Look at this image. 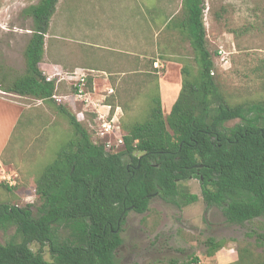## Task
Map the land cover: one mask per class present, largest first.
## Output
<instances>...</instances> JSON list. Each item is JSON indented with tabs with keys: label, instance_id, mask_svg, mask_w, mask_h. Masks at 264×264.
Segmentation results:
<instances>
[{
	"label": "trees",
	"instance_id": "trees-1",
	"mask_svg": "<svg viewBox=\"0 0 264 264\" xmlns=\"http://www.w3.org/2000/svg\"><path fill=\"white\" fill-rule=\"evenodd\" d=\"M58 1L39 0L30 9L34 24L23 51L25 71L18 74L0 63V88L53 102L75 135L38 177L40 203L35 209L33 203H0V229L16 228L8 241L0 242V264H49L46 245L54 264H119L117 249L124 243L121 231L129 210L149 211L156 194L179 207L197 201L198 194L179 184L191 177L200 178L206 205L221 206L229 222L243 224L264 216V99L231 104L223 96L212 74L215 60L207 41L205 0H182L183 15L168 22L188 37L198 73L183 68L182 89L167 117L156 96L144 122L123 126L122 152L95 142L75 113L52 98L55 83L46 79L41 62ZM236 118L241 122L227 125ZM35 241L40 244L37 251L31 248ZM225 242L208 237L207 255L222 254ZM227 252L229 258L238 257L230 264H264L242 260V255H253L248 249ZM199 261L193 256L163 264Z\"/></svg>",
	"mask_w": 264,
	"mask_h": 264
},
{
	"label": "rangeland",
	"instance_id": "rangeland-1",
	"mask_svg": "<svg viewBox=\"0 0 264 264\" xmlns=\"http://www.w3.org/2000/svg\"><path fill=\"white\" fill-rule=\"evenodd\" d=\"M38 1L0 0V63L13 67L18 74L25 71L23 51L34 24L30 9ZM135 1L62 0L56 6L52 26L46 34V38L64 35L74 43V30L64 25L76 26L79 17L96 16V25L103 27L109 23L116 37L125 36L123 47L137 51L130 55L131 68L126 74L110 75L114 91L106 102L122 107V133L125 124L131 127L134 122L148 118L156 96L161 98L167 117L182 89L183 68L189 67L192 75L199 70L188 37L177 27L168 25L170 20L183 15L182 0H138L147 7L148 18L140 27L129 20L135 14L131 8L137 5ZM136 10L140 9L136 7ZM204 22L208 45L214 53L212 74L225 99L231 104L263 100L264 0H205ZM129 38H132L131 44ZM156 61L165 63L163 71L155 67ZM61 91H67L66 81ZM4 96L19 99L26 107L0 163V203L19 206L33 203L35 209L40 203L35 193L36 181L63 145L74 137V129L51 101L8 92ZM75 115L89 130L85 118ZM238 122L240 118L232 119L227 125ZM89 132L95 142L103 144ZM179 184L198 194L199 199L179 207L156 194L150 201L149 211L138 213L130 209L121 231L124 243L117 250L119 264H163L172 258L184 261L193 256H198L202 264H230L231 259L238 257L229 258L231 253L227 251L233 250L232 254H236L242 249L253 254L242 255V260L264 261V216L243 224L231 223L221 206L206 205L198 177L181 180ZM15 231V226L0 229V242L8 241ZM63 233L62 229L60 239ZM211 236L226 241V251L212 257L207 255L206 240ZM39 247L38 242L31 243L34 251ZM43 250L49 264H54L49 246Z\"/></svg>",
	"mask_w": 264,
	"mask_h": 264
},
{
	"label": "crops",
	"instance_id": "crops-1",
	"mask_svg": "<svg viewBox=\"0 0 264 264\" xmlns=\"http://www.w3.org/2000/svg\"><path fill=\"white\" fill-rule=\"evenodd\" d=\"M60 1L62 3V0H59L58 3ZM135 2L137 5L131 6L135 14L131 15L129 20L132 23L135 22V26L140 27L141 22L148 20L147 7L139 4L138 0ZM136 7L140 10H136ZM64 19V17L60 18L61 27ZM53 20L54 18L52 22ZM64 26L74 30L76 36L74 43L73 39L66 38L64 35H53L48 38L45 35V52L41 68L52 69L53 66L59 64L66 71L73 70L72 68H76V66L95 69L97 78L93 96L96 100H107L111 95L108 94V90L113 89L110 75L126 74L127 70L131 68L130 55L137 51L124 48L125 36L121 34L119 38L116 37V34L110 30L109 23L103 27L96 25V16H89L86 19L79 17L76 26ZM140 35L141 33H139ZM128 42L131 44L132 38H129ZM10 43L12 45L13 41L11 40ZM115 54L118 56L116 57ZM126 55L128 56L126 57ZM42 64L44 65L42 66ZM4 92L6 91L0 88V163L26 107L19 99L5 97ZM194 264L202 263L199 261Z\"/></svg>",
	"mask_w": 264,
	"mask_h": 264
},
{
	"label": "built area",
	"instance_id": "built-area-1",
	"mask_svg": "<svg viewBox=\"0 0 264 264\" xmlns=\"http://www.w3.org/2000/svg\"><path fill=\"white\" fill-rule=\"evenodd\" d=\"M155 67L163 71L166 66L163 61H156ZM42 71L47 80L55 83L52 98L56 102L84 117L89 130L102 140L108 150L111 152L126 150L125 137L121 131L122 107L120 105L113 106L105 99L100 101L94 98L97 78L95 69L78 66L73 70L66 71L57 64L52 69H42ZM64 81H66L67 91L62 92L61 87ZM113 91L114 89H109L108 94H112ZM136 142L137 140L134 145ZM125 157H129V155L125 154ZM8 179L10 180V178Z\"/></svg>",
	"mask_w": 264,
	"mask_h": 264
},
{
	"label": "flooded vegetation",
	"instance_id": "flooded-vegetation-1",
	"mask_svg": "<svg viewBox=\"0 0 264 264\" xmlns=\"http://www.w3.org/2000/svg\"><path fill=\"white\" fill-rule=\"evenodd\" d=\"M127 158H130V156L127 157ZM130 160H131V158H130ZM130 160H129V161H130ZM199 179H200V178H199ZM200 181H201V180H200ZM201 186H202V185H201ZM153 197H154V196H153ZM153 197H151V199H152ZM166 202H167V201H166ZM146 212H147V211H146ZM121 245H122V244H121ZM121 245H120V246H121ZM120 246H119V247H120ZM117 250H118V249H117Z\"/></svg>",
	"mask_w": 264,
	"mask_h": 264
},
{
	"label": "water",
	"instance_id": "water-1",
	"mask_svg": "<svg viewBox=\"0 0 264 264\" xmlns=\"http://www.w3.org/2000/svg\"><path fill=\"white\" fill-rule=\"evenodd\" d=\"M131 208V207H130Z\"/></svg>",
	"mask_w": 264,
	"mask_h": 264
}]
</instances>
